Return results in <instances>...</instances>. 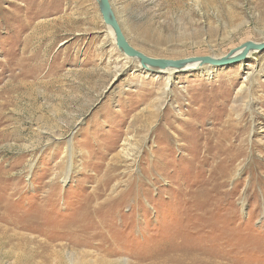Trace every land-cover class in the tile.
I'll return each instance as SVG.
<instances>
[{
    "label": "rangeland",
    "instance_id": "rangeland-1",
    "mask_svg": "<svg viewBox=\"0 0 264 264\" xmlns=\"http://www.w3.org/2000/svg\"><path fill=\"white\" fill-rule=\"evenodd\" d=\"M110 1L151 57L264 41V0ZM211 67L142 66L98 0H0V264H264V50Z\"/></svg>",
    "mask_w": 264,
    "mask_h": 264
},
{
    "label": "water",
    "instance_id": "water-1",
    "mask_svg": "<svg viewBox=\"0 0 264 264\" xmlns=\"http://www.w3.org/2000/svg\"><path fill=\"white\" fill-rule=\"evenodd\" d=\"M100 12L102 18L107 26L112 29L116 45L126 56L133 58L145 66L146 68H152L157 70L167 69V68H177L180 69L188 63H201L202 65H212V66H228L232 63H236L248 57V53L251 50L263 51V42L248 41L239 46L236 49H232L229 54L222 56L220 58L213 56H193L184 59H165V58H155L146 55L145 53L134 48L128 39L126 38L122 27L115 15L112 4L110 0H98ZM242 49V52L234 56L233 53Z\"/></svg>",
    "mask_w": 264,
    "mask_h": 264
},
{
    "label": "bare ground",
    "instance_id": "bare-ground-1",
    "mask_svg": "<svg viewBox=\"0 0 264 264\" xmlns=\"http://www.w3.org/2000/svg\"><path fill=\"white\" fill-rule=\"evenodd\" d=\"M108 28H109V31L113 34V32H112V29L108 26ZM113 37H114V34H113ZM114 40H115V38H114ZM242 52V49H240V50H238V51H236V52H234L233 53V55L234 56H236V55H238L239 53H241ZM256 53V52H258L257 50H251L249 53H248V55L250 56V55H252L253 53ZM227 54H229V52L227 53ZM227 54H225V55H223V56H226ZM222 57V56H221ZM217 58H220V57H217ZM137 61V60H136ZM202 67H206L207 68V70H208V73H211V71H212V69L211 68H213V67H211V65H202L201 66V63H188V64H186L184 67H181L180 69H177V68H167V69H161V70H158V72H161V73H163V72H165V73H167L168 75H170L169 77H168V79H170L172 76V74L173 73H175V72H177V71H186V70H193L194 68H202ZM181 128V127H180ZM181 130H182V128H181ZM202 144V143H201Z\"/></svg>",
    "mask_w": 264,
    "mask_h": 264
}]
</instances>
